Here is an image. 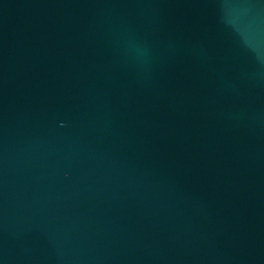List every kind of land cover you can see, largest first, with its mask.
<instances>
[{
	"label": "water",
	"instance_id": "water-1",
	"mask_svg": "<svg viewBox=\"0 0 264 264\" xmlns=\"http://www.w3.org/2000/svg\"><path fill=\"white\" fill-rule=\"evenodd\" d=\"M0 264H264V0H0Z\"/></svg>",
	"mask_w": 264,
	"mask_h": 264
}]
</instances>
